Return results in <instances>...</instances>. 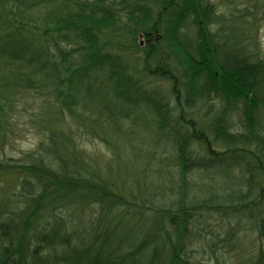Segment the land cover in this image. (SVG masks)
Returning <instances> with one entry per match:
<instances>
[{
	"label": "trees",
	"instance_id": "obj_1",
	"mask_svg": "<svg viewBox=\"0 0 264 264\" xmlns=\"http://www.w3.org/2000/svg\"><path fill=\"white\" fill-rule=\"evenodd\" d=\"M222 3L0 0V140L32 95L40 135L0 159V264H264V0Z\"/></svg>",
	"mask_w": 264,
	"mask_h": 264
},
{
	"label": "rangeland",
	"instance_id": "obj_2",
	"mask_svg": "<svg viewBox=\"0 0 264 264\" xmlns=\"http://www.w3.org/2000/svg\"><path fill=\"white\" fill-rule=\"evenodd\" d=\"M211 1L215 2L218 10H224L222 0ZM224 4L230 5V2H224ZM239 6H241V4ZM257 23L254 34L259 45L260 55L264 59V6L262 10H260V16ZM37 101V98L33 95L25 97L19 103V109L11 115V120L13 121L14 126L12 133L7 136L6 140H0V159L7 157H21L25 152L32 150L36 146L40 135L37 133L38 131L32 127L31 116L35 112L38 103ZM82 145L91 150L96 149L97 152L104 150V146L96 140L84 139ZM250 238L251 239L247 243L249 244L248 247L251 248L253 246L252 249L254 248L257 251L261 245L264 246V242L255 239L256 236L254 233L250 234ZM209 254V252L194 251L192 253L193 256L190 260V264H197L200 262L219 264L210 257ZM223 256L228 260V255H226V253H224Z\"/></svg>",
	"mask_w": 264,
	"mask_h": 264
},
{
	"label": "bare ground",
	"instance_id": "obj_3",
	"mask_svg": "<svg viewBox=\"0 0 264 264\" xmlns=\"http://www.w3.org/2000/svg\"><path fill=\"white\" fill-rule=\"evenodd\" d=\"M195 244V243H194ZM205 252V251H204ZM207 252V251H206ZM234 259V263L235 264H244L243 262H241V261H238V258H236V257H233ZM201 263V262H200ZM233 263V261H231V263H229V264H232ZM198 264V263H197Z\"/></svg>",
	"mask_w": 264,
	"mask_h": 264
},
{
	"label": "water",
	"instance_id": "obj_4",
	"mask_svg": "<svg viewBox=\"0 0 264 264\" xmlns=\"http://www.w3.org/2000/svg\"><path fill=\"white\" fill-rule=\"evenodd\" d=\"M198 264H211V263H208V262H201V263H198Z\"/></svg>",
	"mask_w": 264,
	"mask_h": 264
}]
</instances>
